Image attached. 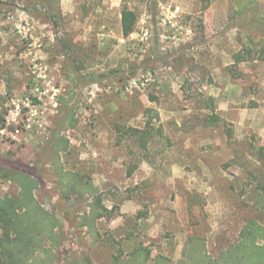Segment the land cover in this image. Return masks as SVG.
<instances>
[{
	"label": "rangeland",
	"instance_id": "obj_1",
	"mask_svg": "<svg viewBox=\"0 0 264 264\" xmlns=\"http://www.w3.org/2000/svg\"><path fill=\"white\" fill-rule=\"evenodd\" d=\"M126 6L138 22L123 38V0H0V166L38 178L61 234L35 264H129L138 248L147 264H190L189 238L217 259L248 220L263 223L264 0ZM91 72L99 83L82 80ZM71 93L77 124L61 129V160L107 210L85 226L91 197L63 198L47 153ZM147 125L143 146L129 128ZM17 193L0 177V196Z\"/></svg>",
	"mask_w": 264,
	"mask_h": 264
},
{
	"label": "trees",
	"instance_id": "obj_2",
	"mask_svg": "<svg viewBox=\"0 0 264 264\" xmlns=\"http://www.w3.org/2000/svg\"><path fill=\"white\" fill-rule=\"evenodd\" d=\"M50 5V0H40V3ZM26 11L29 12L25 2ZM258 10L250 9L247 13L241 12V20L252 21ZM49 15V14H48ZM52 16H48L52 21ZM252 18V19H250ZM138 15L126 6L123 0V8L120 14V28L123 38L129 37L135 30ZM264 55V49L260 50ZM236 62L241 61V54H235ZM82 80L99 83L102 75L91 72L81 75ZM74 95L67 98H59L62 105L60 119L56 128L50 131L47 142L48 157L52 162V174L59 188V193L65 199L72 196L80 199L85 196L92 200L88 216L80 218L78 225H89L90 221L104 217L107 210L101 205V200L95 196V189L90 181H85L77 173L66 171L61 160V153L68 149V140L61 135L62 128H73L77 124L74 118V106H71ZM216 121V117L211 118ZM148 125L143 130L129 128L133 134H140L141 144L146 141L144 135L148 134ZM262 164L264 166V155ZM0 177L13 183L18 193L16 196H0V264H35L38 254L45 252L46 243L58 246L61 234L55 216L47 211L36 198L35 192L39 188V180L32 173L10 169L0 166ZM255 208L262 215L263 223L250 219L243 226L238 241L220 252L217 259L209 257L203 249H198L199 239L191 237L187 240L183 250V258L190 264H264V179L258 185L255 192ZM71 222L76 219L74 214L69 215ZM73 225V224H72ZM76 225V223H75ZM148 250L138 248L130 254L129 264H147L150 258ZM165 258L158 256L153 259L154 264H165Z\"/></svg>",
	"mask_w": 264,
	"mask_h": 264
}]
</instances>
